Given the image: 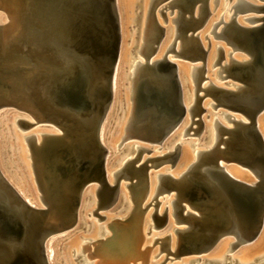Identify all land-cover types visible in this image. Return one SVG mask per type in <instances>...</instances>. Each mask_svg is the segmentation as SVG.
<instances>
[{"label": "water", "instance_id": "water-1", "mask_svg": "<svg viewBox=\"0 0 264 264\" xmlns=\"http://www.w3.org/2000/svg\"><path fill=\"white\" fill-rule=\"evenodd\" d=\"M218 2L151 0L146 13L144 29L149 35L144 41V62L139 63L140 71L155 86H163L155 92L166 105L167 113L157 111L153 102L145 101L137 115L129 119L124 139L134 137L151 145H162L175 137L186 114L189 125L183 135L188 131L192 132L190 136L200 135L204 129L206 98L211 100L208 103L212 108L222 107L247 120H228L232 122L231 128L216 123L215 141L211 147L198 151L195 162L173 177L168 170L176 167L180 159L179 143L166 153L145 158L142 162L140 153L146 150L138 148L134 158L109 175L106 173L110 156L100 140V128L112 102V77L121 41L116 0H0V10L7 20L0 23V110L6 109L0 115L15 109L35 121L29 123L17 119L21 128L47 123V127L59 130L69 140L56 141L49 149V158L58 154L57 149L65 152L71 172L70 195L60 188L44 192L32 160L45 208L37 209L25 203L0 171V200L3 196L8 206L19 213L16 220H11L5 214L6 208L0 205L2 230L19 237L22 245V256L17 264H48L45 255L48 239L75 223L82 198L90 186L96 187L97 209L109 207L122 199L121 186L128 190L134 203L142 204L153 176V191L142 211L149 204H153L155 210L162 200L170 197L172 216L176 223L185 225L174 229L173 249L170 248L169 234L157 239L160 240L159 253L166 251L174 258L198 256L195 258L198 261L200 255L225 238L234 239L230 244L234 247L245 245L258 235L264 216V140L257 127L258 115L264 109V3L256 5L240 0L232 5V17L242 11L262 13L260 18H246L249 22L261 21L260 24L251 23L245 27L231 17L228 23H222L220 29H217L221 22L218 21L210 31L232 52L242 51L250 59L239 62L230 57L229 63L221 64L225 54L220 47L216 49L212 66H220L217 71L225 73L221 78L236 81L234 89H229L208 80L210 41L206 37L207 44L203 46L199 39ZM209 3L213 5L212 10ZM157 8L165 22L167 16L174 15L171 18L174 35L162 59L152 60L166 32L153 13ZM69 14L73 16L71 24L76 28L73 35L77 36L78 47L84 52L86 66L67 91L61 93L54 89L53 83L69 68L50 44L39 40L57 38L62 31L59 19L65 15L68 18ZM54 15L58 20L51 26ZM167 53L180 57L191 66V99L184 94L177 66L167 59ZM131 80L134 84V78ZM151 84L149 92L153 90ZM184 97L189 100L187 105H184ZM135 108L132 102V114ZM164 164L169 167L159 172ZM200 164L220 174V184L200 169ZM229 164L248 169L257 177V182L248 185L232 179L223 169ZM81 167L92 173L88 175ZM235 186H242L244 191L235 192ZM152 217L154 227L167 224L168 216L163 212L158 214L155 211ZM2 248L4 246L0 244V251ZM166 260L167 256L163 263Z\"/></svg>", "mask_w": 264, "mask_h": 264}, {"label": "bare ground", "instance_id": "bare-ground-1", "mask_svg": "<svg viewBox=\"0 0 264 264\" xmlns=\"http://www.w3.org/2000/svg\"><path fill=\"white\" fill-rule=\"evenodd\" d=\"M65 1H68V0H65ZM72 1L77 2L79 0H72ZM150 1L151 0H143L142 1L143 2V7H142L143 11H142V15H141L142 19H140V21L142 23V27H143L140 31V32H142V36L140 39L142 42L136 51V53H138L141 57H142V52H143L144 41L147 39V37L149 35L148 32L146 31V29H144V27H145V23H146V20H145L146 19V13H147ZM221 1H222V5H223V3L225 4V7H223V10L220 13L219 17L217 19H214V15H215L214 13L216 12V8H215L213 10V12L211 13L206 25L203 27V29L200 32L199 39H200L201 43L203 44V46L206 45L203 42L204 41L203 39H206V37H207V39L209 40L208 35H211L210 31H211V29L215 23H217L218 21H221L219 23V27L217 28V29H220V27H222V23H228L230 21V19H232V18L234 19L235 15L232 17L234 12L230 14L231 9H234V8H232V5L240 2V0H234L233 3L229 4V6H228L227 5L228 0H219V2H221ZM246 1H248V0H246ZM116 2H117L118 12H119V16H120L121 41H120L119 53H118V57H117V64H116V67L114 69L113 77H112V102L114 100L115 94L117 93L118 66H119L120 61L122 59V54H123V50H124V48H123L124 38H125L127 31H128V30L126 31V29H124L125 21H124L123 15H122L123 13H121L122 10L118 5V0H116ZM219 2H218V4H219ZM250 3H252V2H250ZM126 5L129 6L130 4L126 3ZM209 8L211 10L213 8V5L211 3H209ZM242 12L247 13L248 11H242ZM225 13H229L228 14L229 16L227 15L228 19L226 21H223V17H224V15H226ZM0 14H1V10H0ZM157 14H158V11H157ZM157 18H156V20L158 21V23L160 25H162ZM246 18H250V19L252 18L253 19L254 17L252 15L251 16L250 15H243L240 18L234 19V20L239 25L245 26V27L249 26V24H251V23L258 22V20L249 22L246 20ZM1 19H3V18L1 17ZM71 19H73V16L71 14L68 15V18H66V15H65L59 19L60 22L58 24L62 25V31L60 34H58L57 38H53L51 40L41 38L39 40L40 42H46L47 44H50L53 47V49L55 50V52L57 54H59L62 58H64V61L69 68L68 72H62L60 74L59 78L53 83L54 89L58 90V92H61V93H64L67 91V88L70 86V83H72L73 79L76 78L78 75L82 74L84 67L86 66L84 64V61H83L84 52L81 49H79V47H78L77 36L73 35V34H75L74 31L76 28H75V26H73L71 24V21H72ZM56 20H58L57 16L54 15L53 19H51V22H50L51 26H53V24ZM6 22H7V20H6ZM6 22H4V23H6ZM140 27H141V25H140ZM164 27L166 28L164 39L161 42V44L158 48V51L153 56L152 60L153 59L154 60L162 59V56L165 54L167 47L172 42L173 35H174V28H173V26H171V18H169L166 21V26H164ZM130 28H132V27H130ZM132 33H133V31H132ZM202 33H203L204 37L202 36ZM166 41H167L166 49L161 52L162 45ZM221 41H223V40H221ZM177 47H178V42L176 44V49H177ZM218 47H220L225 54V57H224L221 64L229 63L230 57L236 61H239V62H245V61L250 60L248 55H246L242 51L241 52L237 51L238 54L237 53L234 54L235 52H232L230 48H229L230 49L229 50V49H226L225 47L220 46L219 44H215V45L210 44V50H209L208 58H207V70H208L209 65L212 68L217 66V65L212 66V63L214 62V59L216 56V49ZM213 49H214V52H213ZM172 58H174V57H172ZM172 58H169V56L167 57V59H169L170 61H172L173 63L176 64L177 71L179 73V78L181 81V85L184 88V90H183L184 94L187 93L189 99H191L193 96V94H192L193 83H192L191 66L188 65L189 63L186 64L185 63L186 61L185 62H183V61L177 62L175 60H172ZM141 59L132 58V60L130 61L131 63L129 66V73H128V78H127L129 81H128V85H126V88L124 89L125 99H127L129 101V104H130V108H129L130 114H129V117L126 120L125 125H124V134L121 138L122 142L125 140L124 139L125 138L124 136L126 133L125 129H126V126H127L129 119L132 117H135L137 115V113L139 112L141 106L144 104L145 101L153 102V105L155 108H157V111H159V112L163 111V112L167 113L166 105L161 103V101H160L161 99L158 97L157 93L155 92V90L163 89V86H155V83L151 82L147 75H144L141 73L139 63L142 64L144 62V60H141ZM218 69H220V66H219V68L216 69L217 74L221 73V72L217 71ZM207 76H208V72H207ZM219 77L221 78L223 76H219ZM133 78H134V84L132 83V80H131ZM221 79H223V78H221ZM131 84L134 85L133 90H132ZM149 84H151L153 86L152 87L153 90L150 92L148 90ZM234 84L235 83L229 82L226 88L234 89V86H233ZM219 87H224V85L221 84V86H219ZM131 98H132V100H131ZM209 101H207L205 99V101H204V105H206L205 107H207V106L210 107V104L208 103ZM112 102H111V104H112ZM132 102L134 103V105L136 107L134 114H132ZM188 102H189V100L186 97H184V105H187ZM111 104H110L108 112H107V114L104 118V121L101 125V128H100V140L102 143H103L102 137L104 135L103 134L104 133L103 128L105 127V122L107 120V116H109L111 114V113H109L110 108H111ZM208 107L206 109H208ZM210 109H212V108H210ZM214 110L217 111L216 109H214ZM204 114H206V111L204 112ZM19 115H20V113L18 114V116ZM217 115L222 116L223 119H225V121L234 120V121L247 122V120L243 116H241V117H243V119L242 118H235V116H232L231 114H228L227 112H224V111H217L216 114L212 113V115L206 114L205 116H203V120L205 118H207V122H206V120H204L205 125H204L203 131L205 129L206 130H205V133L202 132V133H204V135L202 133L201 134L203 136H205V134L208 136V142H207V146H205L203 151L207 148H210L211 145L215 141V125H216V123L226 127L225 125L220 123V121H218V118L216 117ZM227 115H229V117H227ZM238 115H240V114H238ZM212 116H213V118L209 120V118ZM220 116H219V119H220ZM26 118L27 117H23V119H24L23 120L20 118V116L18 117V119H21L22 121H25ZM223 119L221 118V120H223ZM228 122L232 123L230 121H228ZM15 123H16V121H15ZM208 124H209V126H208ZM16 125L18 126V124H16ZM44 125H45V123H44ZM188 125H189V117H188V114H186L181 125L178 128V130L181 133L180 134L181 138L185 137V135H183L184 129ZM231 127H228V128H231ZM257 127H258V130L260 131V133L263 137V140H264V109L258 115ZM23 129H25V128H23ZM53 129H55V128H53ZM178 130L176 132H178ZM55 131H56V133L50 132V133L40 134L39 135L40 139H37L36 136H34V135H28V136H24L23 140L25 141L27 148H28L29 159L31 160V163H30L31 170L33 172V167H32L33 166L32 160H33L35 163L37 172H38V176L41 179L40 181H41V186L43 188V191L45 192L46 189L52 190V188L53 189L60 188L64 193H66V195H70V193H69L70 191L68 189V184H69L70 179H71V175H70L71 172L69 170V163L67 162V156H66L65 152L64 151L60 152V149H57L56 151L58 152V154L53 158H49L50 157L49 149L52 148L51 146L54 145V143L56 141H58V140L69 141L68 138L65 137L63 135V133H61L59 130L56 129ZM201 134H200V137H201ZM131 138L133 139V137H131ZM134 140H136V138H134ZM139 141H141V140H139ZM122 142L117 144L116 148H118V146ZM188 144L190 145V143H188ZM168 145H169V143H168ZM157 147H160V145ZM138 148H141V147L139 145H133V150L135 152V155H136V149H138ZM54 149L55 148H53V150ZM198 151L199 150H194L193 154L190 152V154L192 155L191 156L182 146L181 147V156H180V159H179L176 167L168 170V171H170L168 173H170L173 177H177V175L179 173H181V171H183L189 164L195 162V159H196L195 156H196V153ZM108 156H109V153H108ZM129 159H132L129 157V155H125L124 157H122L120 160H118V162H116L114 164V166H113L114 169H116L118 166L124 164ZM143 160H140V161H143ZM109 166H110V164H109ZM198 167L200 169H202L206 174H208L211 178H213L217 183L220 184V177H221L220 174H218L214 171H212V172L209 171V169L205 168L201 164L198 165ZM108 168H110V167H108ZM108 168L106 170L107 175H109L110 172L114 170L112 167H111L112 168L111 170H109ZM223 169H224V172L227 175H229L232 179L239 181L241 183L251 185V184H254L257 182V177L252 172H250L248 169H245L243 167L237 166L235 164H229V165L224 166ZM164 171H165V168H164ZM159 172H161V171H159ZM33 174H34V172H33ZM250 176H253L254 180H252V178ZM154 178H155L154 176L151 177L150 188H149L148 195H147L145 200L149 201V199H150V196H151L152 191H153ZM34 180H35L37 188L39 190L37 181L35 179V175H34ZM108 181L111 182V178L108 177ZM7 182L11 185V187H13L15 189V191L18 193V195L21 197V199L25 203H27L29 206H31L33 208L41 209V207L39 205H37L36 202H32L31 200L26 198L23 195V193L20 190H18L17 187L12 186L13 184H11L9 181H7ZM124 189L125 188L123 186H121L120 191H121V194L123 195V200L125 203H128V205H129L128 206L129 211H128L127 215L122 217V218H112L110 220V223H107V224L100 226L99 231H97V239L91 240V239H85L84 238L81 241V243L78 247L77 254H74L75 259H78V257H82L81 258V264H151L152 258L154 256H152V254H153L151 252L152 250L150 251V248L146 245V244H148V242L146 241V238H145L146 235L144 234V227H143V221H144L143 220L144 219L143 218V212L144 211H142V209L144 208V205L141 208V204L134 203L129 195H128L129 197H127V194L125 193ZM87 190H88V188H87ZM233 190L235 192L241 193L242 191H244V188L242 186H235ZM94 191L96 192V187L94 188ZM127 192H128V190H127ZM39 193H40V190H39ZM89 193H91L90 200L92 201L93 204H96V207H97V201L95 202L93 192H89ZM168 198H170V197H168ZM39 199L42 201L41 193H40ZM166 201L169 203V200H166ZM81 204H83L82 201H81ZM0 205H1V208H4V207L6 208L5 214L9 217V219L16 220L18 218L19 213L16 211V209L14 207L8 206L6 200L3 196H1ZM80 207H81V205H80ZM94 213H95V210L90 212V214H94ZM151 213H153V211ZM100 218L101 217H99V219ZM150 218H151V216H150ZM77 221H78V214H77L76 221L73 225H75ZM152 223H154V222H152ZM68 228H66V229H68ZM50 238L47 241L48 244H50L49 243L51 241ZM262 238H264V216H263V224H262V227H261L258 235L252 241L245 244V245L256 244L257 246L255 245V247H254L255 249L252 248L254 250H248L247 249V250L243 251L242 255L238 259H233V258L231 259V256L227 255L225 257L226 259H224V260L202 259L201 264H203L204 262L206 264H264V255L262 257H260V259L257 262H255V263L250 262L251 255L253 254V252H255L256 250H259L260 248H263L262 247L263 242L261 243V241H259ZM19 240H20L19 237H17L16 235L3 231L2 227L0 225V244H3V246H4V248H2V250L0 251V264H17L20 261V258L22 256V253H21V249H22L21 246L22 245H21V242ZM226 240H227V238H225L221 242H219L215 246V249L218 247L219 244H221L222 242H224ZM157 241H160V240H157V238L152 237L151 244L154 245ZM174 242H175V238H172V236H171V245H170L171 249L174 248ZM224 243L221 245L220 248L217 249L218 252L220 250H222L223 246L225 245ZM231 243H229V246ZM91 245H93L92 248L90 247ZM159 245H160V243H159ZM87 246H89V247H87ZM215 249H214V251H215ZM159 252L160 251L158 249V254H159ZM162 252H164V251H162ZM209 252H208V254H209ZM158 254H156V255H158ZM213 254L208 255V256L216 257V256H213ZM205 255H207V254H205ZM184 256H187V255H183L180 257H184ZM200 257H201V255H200ZM219 257H220V255H219ZM51 258H52V252H51V250H48V252H47L48 261H50ZM97 258H98V260H96V261H90L91 259L95 260ZM208 258H210V257H208ZM227 259H229V260H227ZM163 261H164V259L158 264H163ZM192 261H194L195 264H197V262H198L195 259L191 260L190 262H192Z\"/></svg>", "mask_w": 264, "mask_h": 264}, {"label": "rangeland", "instance_id": "rangeland-1", "mask_svg": "<svg viewBox=\"0 0 264 264\" xmlns=\"http://www.w3.org/2000/svg\"><path fill=\"white\" fill-rule=\"evenodd\" d=\"M142 1L141 0H118V5L122 10L121 13H123L122 15H123V18L125 21L124 29H126V31L127 30L128 31H127V34L124 38V44H123L124 50H123V54H122V59H121L120 64L118 66L117 93L115 94L114 100L111 104V108L109 111V113H111V114L109 116H107V120L105 122L106 127L103 128V131H105V133L102 137V140H103V144L106 147V149L108 150V153L110 156V160H109L110 166H108V167H110V168H108L109 170H111L112 168L114 169V167H113L114 164L116 162H118V160H120L125 155H129L130 158H133L135 156V152L133 150V145H139L141 148L146 150V151H143L140 153L141 160H143L145 158H151V157H155V156H159L161 154H164L167 151H169L174 145H176L178 143L180 144L181 147L183 146L184 149L189 154H190V152L193 154L194 150L203 151L205 146H207V142H208V136L206 134H205V136H203L206 129L203 131L204 132V133H202L203 135L201 134V137H200V135H193L190 137L189 134L192 132L188 131L184 138L183 137L181 138V135H180L181 133L178 130V132H176V134H175V137L170 138V140H167L168 142L166 141L162 145H160L161 148L157 147L159 145H151L149 143L146 144L145 142L139 141L138 139L134 140V137H133V139L132 138L125 139L123 142L121 140V138L124 134L125 122L128 119L129 114H130L129 113L130 104H129V101L127 99H125V93H124V89L126 88V85H128V81H129L127 78H128V73H129V66L131 63L130 61L132 60V58H139V59L142 58L141 60H144L143 57H141L138 53H136L137 49L139 48V45L142 42L140 40L141 36H142V32H140V31L143 28L142 23L140 21V19H142L141 15H142V11H143V9H142L143 2ZM233 1L234 0H228L227 5L229 6V4L233 3ZM248 1H250L256 5H261L264 3L262 0H248ZM126 3H129L130 5L127 6ZM223 7H225V4L223 3V5H222V1L219 2V4L216 7V12L214 13L215 14L214 19H217L219 17L220 13L223 10ZM157 11H158V8L156 10L154 9V11H153L154 15L156 16V18L158 17L157 19L159 20V22L163 26H166V22L164 21L163 17L159 14V12L157 14ZM233 12H234V9H231L230 14ZM225 14L226 15H224L223 21H226L228 19V16H229L228 15L229 13H225ZM243 15H250V16L252 15L255 18H260L263 16L262 13L254 12V11H248L247 13L238 12V13H235L234 19H238ZM173 16L174 15H172V16L169 15V16H167V18L169 19V18H172ZM1 17L3 19H1ZM5 18H6L5 13L1 12L0 23L6 22ZM260 23L261 22L258 21L257 23H254L253 25H257ZM140 25H141V27H140ZM171 26H173V25H171ZM130 27H132V28H130ZM132 31H133V33H132ZM202 36L204 37L203 33H202ZM208 37H209V41H210L211 45L219 44L220 46L225 47L226 49L230 48L225 44L224 41H221L222 39H217V38L213 37V35H208ZM203 40H204L203 42L205 44H207V40L206 39H203ZM111 46H112V52H114L115 42H113ZM166 46H167V41L162 45L161 52L166 49ZM213 52H214V49H213ZM234 52H235L234 54H236V53L238 54L237 51H234ZM171 54L172 53H167L166 56L167 57L169 56V58L174 57V58H172V60H175L177 62H181V61L185 62L180 57H175L173 54L172 55ZM185 63L187 64L188 62H185ZM217 68H219V65H217L213 68L210 65L208 66V70H209L208 71V80L212 84L217 85V86H221V84H223L224 88L227 87L229 82L236 84V81H233L231 78L227 77V78L221 79L219 76H225V73L221 72V73L217 74V72H216ZM208 99L209 98H206L207 101L210 100V99L209 100ZM210 108H212V107L210 106V107H208V109L205 110L207 115H212V113L216 114L217 111H224V112H227L228 114H231L232 116H235V118H242L243 119V117H241V115H238L239 113L226 111L222 107H219L220 109L218 107L212 108V109H210ZM214 109H216L217 111H215ZM4 110H6V109L5 108L1 109L0 113ZM19 113H20L19 111H16L15 109H11L9 111L4 112L3 115L2 114L0 115V171L2 172V174L4 175L6 180L9 181L11 184H13L12 186L17 187L18 190H20L26 198H28L32 202H36V204L39 205L41 208H43V207L45 208V205L39 199L40 193H39V190L37 188L36 182L34 180V174H33L31 167H30L31 160L29 159L28 148H27L25 141L23 140V137L28 136V135H34V136H36L37 139H40V136H39L40 134H45V133H50V132L56 133V131H55L56 129H53L52 127L51 128L47 127L48 126V125H46L47 123H45V125H44V123L43 124L42 123H38V124L36 123L33 126H29L25 129H23L19 125L17 126L16 125L17 123H15L16 119H18L19 116L21 119H23V117H27L25 121L30 122V123H34L35 121H34L33 117H31L30 115H28L29 116L28 117L26 114L21 115V113H20V115L18 116ZM206 114H203V116H205ZM219 116L220 115H217L216 117L218 118V121H220V123H222L226 127L232 126V123L225 121V119H223L222 116H220V119H219ZM212 118H213V116L210 117L209 120ZM221 118L223 120H221ZM204 120H206V122H207V118H205ZM204 120H203V124L205 125ZM208 126H209V124H208ZM120 142H122L121 145L118 148H116V145L119 144ZM168 143H169V145H168ZM188 143H190V145ZM168 167H169V165L164 164L162 167H160V169L158 171L164 172V168L166 169ZM81 170L88 173V175H90L92 173L91 171H88V169L85 167H81ZM152 172H155V171H152ZM168 172H170V171H168ZM250 177L252 178V180H254L253 176H250ZM94 186L95 185L88 188V190L86 191V194H85L86 196L82 198L83 204H81V207L79 209L78 221L76 222V224L69 227L68 229H65L61 232L54 234L50 238L51 239V241L49 242L50 244H48V243L46 244V247H45L46 259H47L48 250H51V252H52L51 260L48 261V259H47L48 264H81V258L82 257H78V259H75V256H74V254H77V252H78V247H79L81 241L84 238L85 239H91V240L97 239V231H99L100 226L107 224V223H110V220L112 218H122V217L127 215L128 211H129V209H128L129 205H128V203L124 202L123 198L122 199L119 198L120 199V200L118 199L119 201L117 200L113 205H111L109 207L99 208V210H98L96 207V204H93L92 201L90 200L91 193H89V192H93L95 202L98 201V198H97L95 191H94V188H95ZM124 190H125V193L127 194V197H129L130 195H129V192H127V189H124ZM169 199L170 198L167 197L166 199L162 200L160 202V205H158L155 208V210H154L153 204L152 205L149 204L148 205L149 207H147L143 212L144 234L146 235L145 238H146V241L148 242V244H146V245L150 248V251L152 250L151 251L153 253L152 256H154L152 258L151 264L160 263L165 258V256L167 255V252H165V251L158 254L160 241H157L154 245H152L151 244L152 237L157 238V239H161L166 234H169L170 236H172V238H175L176 235L174 233V229H179V228L181 229L185 226L181 223H176L174 220V217H172L170 203H168L166 201ZM144 202H143V204H141V208L143 207V205L148 203V200H145ZM94 210H95V213L90 214V212H92ZM152 211H153V213L156 211V213H159V214L162 212L164 214H167V216H168L167 224L165 226L159 225L157 227H154L153 226L154 223H152V222H154L153 217H155V216L153 215V217H152V213H151ZM150 216H151V218H150ZM99 217H101V218L99 219ZM162 219H164V218L162 217ZM233 241H234V239L227 238V240L224 241L225 243L222 242L221 244L218 245V247L216 249L214 247L213 249L210 250V252L208 251L209 254L207 252V253L202 254L201 257L199 256L200 260L197 262V264H201L202 259L224 260V259H226L225 257L227 255L231 256V259L232 258L238 259L242 255L243 251H245L247 249L248 250H254L255 249L254 247L256 244H253V245H237L234 247H230L229 243H231ZM259 241H261V243L263 242V244H262L263 248H260L259 250H256L255 252H253V254L251 255V259H250L251 263L257 262L260 259V257H262L264 255V238H262ZM223 243L225 244L223 246L224 249L222 248V250H220L221 252L220 251L218 252L217 249L220 248ZM87 247H89V246H87ZM90 247L92 248L93 245H91ZM252 248H254V249H252ZM214 249H215V251H214ZM210 253L211 254L214 253L215 255L213 254V256H216V257L218 256V257L216 258V257L208 256V255H211ZM156 254H158V255H156ZM205 254H207V255H205ZM219 255H220V257H219ZM184 257H179V258L175 257V259H174V257L172 255L168 254L167 255L168 260L165 261L163 264H195L194 261H192V262H190V261L195 259V258H198V256H184ZM208 257H210V258H208ZM96 260H98V258L95 260L91 259L90 261H96ZM227 260H229V259H227ZM203 264H206V263L204 262Z\"/></svg>", "mask_w": 264, "mask_h": 264}]
</instances>
